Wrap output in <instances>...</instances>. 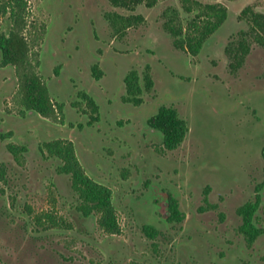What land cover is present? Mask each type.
<instances>
[{"label":"rangeland","instance_id":"obj_1","mask_svg":"<svg viewBox=\"0 0 264 264\" xmlns=\"http://www.w3.org/2000/svg\"><path fill=\"white\" fill-rule=\"evenodd\" d=\"M196 1L222 4L227 14L191 56L165 28L166 22L188 25L197 12L187 10L195 8L191 1L148 7L27 0L25 33L43 54L39 72L54 102L64 106L55 121L22 113L13 103V69L0 67V131L10 133L0 140V264H264V233L247 244L237 214L260 193L255 225L264 229V48L252 42L236 70L226 52L248 28L241 10L264 14V0ZM69 17L83 44H73L77 54L59 48L56 58L47 43L57 39V21L61 35ZM0 27L7 30L6 17ZM95 63L99 79L90 72ZM146 65L152 89L139 106L124 102V74L134 68L142 77ZM82 91L95 99L94 110L79 99ZM164 104L189 128L174 150L164 149L145 121ZM52 139L70 140L86 174L111 189L119 232L104 231L97 214L77 209L69 176L40 151ZM8 142L27 147L20 163ZM167 191L184 219L167 227L155 221L162 234L150 239L142 227L153 223L154 202L162 203Z\"/></svg>","mask_w":264,"mask_h":264},{"label":"trees","instance_id":"obj_2","mask_svg":"<svg viewBox=\"0 0 264 264\" xmlns=\"http://www.w3.org/2000/svg\"><path fill=\"white\" fill-rule=\"evenodd\" d=\"M113 3L123 5L137 4L145 1L152 5L157 0H111ZM191 1L196 9L194 18L183 29L181 25L166 22L165 28L174 36V44L182 49H187L191 54H197L203 42L211 35L226 18V7L222 4H200L196 0ZM6 17L8 28L3 31L0 28V51L1 65H12L15 69L18 91L16 100L26 109L35 111L42 116L55 119L56 108L51 101L48 89L42 82L37 71V55L33 50V41L26 35L28 26V9L26 0H0V18ZM240 17L245 19L248 28L239 33L238 37L226 47L230 58V67L238 69L243 64L246 55L249 53L252 42L264 48V14L255 11L251 6H245ZM143 84L135 71H131L125 77L127 92L132 99L139 101L137 96L142 89L150 90L152 80L148 73L142 77ZM148 123L158 130L163 136L165 148L174 149L183 140L187 126L174 108L162 106L152 116ZM49 153L61 159L59 171L69 174L72 188L78 195L77 209L84 216L97 214L99 226L108 233L119 232V225L116 218L115 207L111 199V191L106 186L93 181L82 169L77 160L71 142L53 140L45 143ZM15 152V148L10 146ZM255 203H248L239 208L243 213L242 228L248 231L253 229L252 237H255L258 230L253 226L252 214L257 207ZM171 210L174 216L178 217L177 204L172 203Z\"/></svg>","mask_w":264,"mask_h":264},{"label":"flooded vegetation","instance_id":"obj_3","mask_svg":"<svg viewBox=\"0 0 264 264\" xmlns=\"http://www.w3.org/2000/svg\"><path fill=\"white\" fill-rule=\"evenodd\" d=\"M27 1V0H26ZM113 5H123V4H120V3H113L111 0H109ZM158 1V0H157ZM157 1H155V3L157 2ZM145 3V5L146 6H148V7H151V6H153L154 4H152V5H147L146 4V2L145 1H142V2H139V3H137V4H128V5H124V6H131V5H133V6H135V5H138V4H140V3ZM69 8L70 9H72V7H71V4L69 3ZM70 18V17H69ZM70 21L72 22L71 24H69V25H67V28L65 29V30H63V33L61 34V35H58L57 33H58V29H59V27H58V21H57V28H56V34H55V36L57 37V39L55 40V39H50V40H48V43H47V49H48V51L51 53V55L52 56H55L56 58L58 57V54H57V51H58V49L59 48H63L64 50H70V51H73L75 54H77L78 53V50H79V48H77V47H75V46H73V44L75 43H78V41H79V43H78V45H79V47L80 46H82V44H83V41H82V39H81V35H79L78 33H76V28L75 27H77V22L76 21H74V20H72L71 18H70ZM1 28V27H0ZM46 33V32H45ZM76 33V34H75ZM74 35V36H73ZM75 35H79V36H76L75 37ZM73 36V37H72ZM72 37V38H71ZM69 38H71V39H69ZM92 39H93V37H91ZM56 42H55V41ZM72 40H74L72 43H70V44H68V42L69 41H72ZM78 40V41H77ZM205 43V41L203 42V44ZM203 44H202V46H203ZM258 45V44H257ZM201 46V47H202ZM260 46V45H259ZM176 48H179V49H181V50H184V51H186L189 55H191V56H195V55H197L198 53H199V51H198V53L197 54H191L187 49H182V48H180V47H178V46H175ZM261 47V46H260ZM263 48V47H262ZM33 49H34V42H33ZM201 49V48H200ZM250 51V50H249ZM53 53V54H52ZM36 55H37V71H38V74L40 75V77H41V79H42V82L46 85V87H47V89H48V92H49V95H50V97H51V101L53 102V104H54V106H55V108H56V112H57V114H58V112L62 109V106H64V102H54V100H53V98H52V95H51V93H50V87L48 86V83H47V81H46V79L44 78V76H43V74L41 73V72H39V68H40V64H41V60L43 59V54L42 53H40L39 54V52L38 53H36ZM248 55V54H247ZM246 55V56H247ZM0 62H1V51H0ZM11 67L12 69H13V72H14V76H15V79H16V91L14 92V95H13V103L14 104H16L17 106H20V108L22 109V113H24V111H28V112H31V113H34V114H37V115H39V116H41V117H43V118H46V119H49V120H53V121H55V120H57L58 119V116H56L55 117V119H52V118H49V117H45V116H42L41 114H39V113H37V112H35V111H32V110H29V109H26L25 107H23L21 104H19L18 102H17V100H16V94H17V91H18V81H17V77H16V73H15V69H14V67L12 66V65H1L0 64V67L1 68H3V67ZM146 67L147 68H145V70H144V72H143V74L144 73H148L149 75H150V77H151V80H152V76H151V72L150 71H148V66L146 65ZM229 67H230V63H229ZM231 68V67H230ZM232 69V68H231ZM232 70H236V69H232ZM57 69L56 68H54L53 69V74L54 75H56V73H57ZM131 71H135L136 73H137V75L139 76V78H140V81H142V77H143V75H142V77L140 76V74L138 73V71L136 70V69H134V68H131L130 70H128L125 74H124V76H123V78H122V90L124 91V100H123V97H122V100L124 101V102H127V103H131L132 105H134V106H139L140 105V103L142 102V98H141V95L143 94V92H148V91H150V90H145V89H142V92H141V94H139L138 96H137V98L139 99V101H136L135 99H132L131 98V96H129V94H128V92H127V86H126V83H125V77L131 72ZM90 72H91V75H92V77H95L96 79H99L100 77H101V75H102V72L100 71V70H98L97 69V64L95 63V64H92V66L90 67ZM152 87H153V80H152ZM79 99L80 100H82V101H85V103L89 106V107H91L92 108V110H94V105H95V99L90 95V94H88V92H86V91H82V92H80V94H79ZM162 106H166V107H169V106H167L166 104H164V105H161L160 107H162ZM159 107V108H160ZM159 108L156 110V111H154V113L152 112L151 113V115L149 116V117H146V119H145V121H146V125L149 127V128H151L152 130H154L155 132H157L159 135H160V138H161V143H162V146H163V148L164 149H166V150H174V149H168V148H165L164 147V145H163V136H162V134L158 131V130H156V129H154L153 127H151L150 125H149V123H148V120L152 117V116H154L157 112H158V110H159ZM177 112V111H176ZM178 115V114H177ZM182 119V118H181ZM184 120V119H183ZM185 121V120H184ZM186 122V121H185ZM186 126H187V130H186V133H187V131L189 130V128H188V125H187V123H186ZM186 133H185V135H186ZM8 137H10V133L8 132V133H4V132H2V131H0V140H3V139H5V138H8ZM185 137V136H184ZM184 139V138H183ZM53 140H61V139H52V140H47V141H45V142H43V144L40 146V151H42V152H46L47 153V155L48 156H50V157H54V158H56L58 161H59V164L57 165V167H56V170H57V172L59 173V174H63V175H67V176H69V180H70V187H71V189H72V191L74 192V194H75V197L76 198H78V195H77V193L75 192V190L72 188V185H71V177H70V175L69 174H66V173H62V172H60L59 171V166H60V164H61V159L60 158H58V157H56V156H53V155H51L50 153H49V151L47 150V148L45 147V143H47V142H50V141H53ZM62 141H64V140H62ZM65 141H68V142H71L70 140H65ZM183 141V140H182ZM181 141V142H182ZM71 144H72V146H73V149H74V153H75V156H76V158H77V155H76V152H75V148H74V145H73V143L71 142ZM180 145V144H179ZM178 145V146H179ZM10 146H13V148H15V152L13 151V149H11L10 148ZM177 146V147H178ZM176 147V148H177ZM6 149H7V151L12 155V157H13V159L17 162V163H20V158H22L23 157V155H24V153L27 151V147L25 146V145H19V144H13V143H11V142H8L7 144H6ZM77 160H78V158H77ZM79 161V160H78ZM80 163V162H79ZM81 165V164H80ZM82 167V166H81ZM82 169H83V167H82ZM84 170V169H83ZM85 172V171H84ZM0 173H1V175L3 174V170H1L0 169ZM86 173V172H85ZM87 175V174H86ZM91 178V177H90ZM92 179V178H91ZM93 181H95V182H97V183H100V182H98V181H96V180H94V179H92ZM100 184H102V185H104L103 183H100ZM260 185V184H259ZM104 186H106V185H104ZM264 186V180H263V183H261V185L259 186L260 188H262ZM107 188H109L108 186H106ZM110 189V188H109ZM259 189V188H258ZM260 190V189H259ZM110 191H111V189H110ZM162 197H164L165 198V200L161 203V202H159V200L158 199H156L155 200V206H158L159 207V209H157L156 211L154 210V214H153V216H152V218L154 219L153 220V223H151V222H149V223H146V224H144L143 225V227H142V231H143V233L145 234V236H147L148 238H150V239H154V238H157L158 236H160L161 234H162V230L160 229V227L159 226H157V225H155L154 223H155V221H158V223H162L163 224V226H165V227H167V226H169V225H173V224H175V223H180L183 219H184V213H182V212H180V211H178V217H176V216H174V214H173V212H172V210H171V206H172V203H176L177 204V208H178V202L176 201V197L173 195V194H171L169 191H167L165 194H163L162 195ZM156 198H158V197H156ZM160 198V197H159ZM254 198H256L253 202H251V203H255L256 201L258 202L257 203V207H256V209H255V212L252 214V223H253V226L256 228V230H258L257 231V233H256V235H255V237H252V234H253V229L252 228H248V231L246 230H244L243 228H242V224H243V213H241V212H239V208H238V210H237V214L241 217V220H242V222H241V224L239 225V227H238V231L243 235V238H244V240L246 241V243L247 244H251V243H253L254 242V240L259 236V235H261L262 233H264V229L263 228H259V227H257L256 225H255V213H256V211L258 210V208H259V206H260V201H259V198H261V195H260V193H256V195H255V197ZM111 199H112V191H111ZM249 202H245L242 206H244V205H246V204H248ZM242 206H240V207H242ZM92 215V214H91ZM157 223V224H158Z\"/></svg>","mask_w":264,"mask_h":264}]
</instances>
